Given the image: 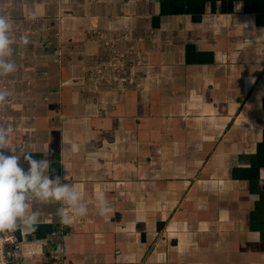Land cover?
<instances>
[{"label":"crops","instance_id":"0c3cea01","mask_svg":"<svg viewBox=\"0 0 264 264\" xmlns=\"http://www.w3.org/2000/svg\"><path fill=\"white\" fill-rule=\"evenodd\" d=\"M0 11L17 41L0 124L87 207L65 224L60 203H34L19 264H264V0Z\"/></svg>","mask_w":264,"mask_h":264},{"label":"clouds","instance_id":"9594fccd","mask_svg":"<svg viewBox=\"0 0 264 264\" xmlns=\"http://www.w3.org/2000/svg\"><path fill=\"white\" fill-rule=\"evenodd\" d=\"M12 33V18L0 11V77L17 70L13 59L16 51L13 45L17 41ZM28 43L26 36L20 37L19 44ZM10 96L9 91L0 89V106L5 105ZM12 133L11 123L0 124V233L34 230L40 216L39 211L33 210L37 202L60 203L58 215L65 224H71L75 216L86 215L83 192L69 182L68 174L63 177L54 174L50 154L36 159L29 152L18 151L12 142ZM22 160L27 168L22 166ZM96 200L103 215L108 210L104 194L98 193Z\"/></svg>","mask_w":264,"mask_h":264},{"label":"built area","instance_id":"2783aa9c","mask_svg":"<svg viewBox=\"0 0 264 264\" xmlns=\"http://www.w3.org/2000/svg\"><path fill=\"white\" fill-rule=\"evenodd\" d=\"M20 237L15 232L0 233V264H19L21 254L19 250ZM52 264H64L57 257Z\"/></svg>","mask_w":264,"mask_h":264}]
</instances>
